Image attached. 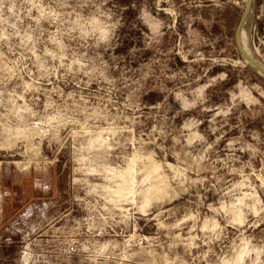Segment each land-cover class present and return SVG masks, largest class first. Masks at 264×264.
<instances>
[{
	"label": "rangeland",
	"instance_id": "374dc122",
	"mask_svg": "<svg viewBox=\"0 0 264 264\" xmlns=\"http://www.w3.org/2000/svg\"><path fill=\"white\" fill-rule=\"evenodd\" d=\"M254 1L243 37L264 66ZM243 6L0 0V168L33 187L8 264H264V78L234 45Z\"/></svg>",
	"mask_w": 264,
	"mask_h": 264
},
{
	"label": "crops",
	"instance_id": "0c3cea01",
	"mask_svg": "<svg viewBox=\"0 0 264 264\" xmlns=\"http://www.w3.org/2000/svg\"><path fill=\"white\" fill-rule=\"evenodd\" d=\"M262 15V9H258L253 1L249 18ZM248 18V20H249ZM32 180L26 175H17L15 171H1L0 168V262L3 264L14 262V250L17 249V242L6 238L4 235L5 226L15 218L19 207L32 195ZM1 264V263H0Z\"/></svg>",
	"mask_w": 264,
	"mask_h": 264
},
{
	"label": "water",
	"instance_id": "95a60500",
	"mask_svg": "<svg viewBox=\"0 0 264 264\" xmlns=\"http://www.w3.org/2000/svg\"><path fill=\"white\" fill-rule=\"evenodd\" d=\"M253 1L254 0H244L243 10L234 31V45L237 53L247 64H249L250 68H252L258 75L264 78V66L247 51H245L241 40L244 27L251 13Z\"/></svg>",
	"mask_w": 264,
	"mask_h": 264
},
{
	"label": "bare ground",
	"instance_id": "6f19581e",
	"mask_svg": "<svg viewBox=\"0 0 264 264\" xmlns=\"http://www.w3.org/2000/svg\"><path fill=\"white\" fill-rule=\"evenodd\" d=\"M241 40H242L243 48L245 49V51H247L251 56L254 57V55H253L252 53H250V52L246 49V47H245V39H244V37H243V33H242V36H241ZM254 58H255V57H254ZM247 65L249 66V64H247Z\"/></svg>",
	"mask_w": 264,
	"mask_h": 264
}]
</instances>
